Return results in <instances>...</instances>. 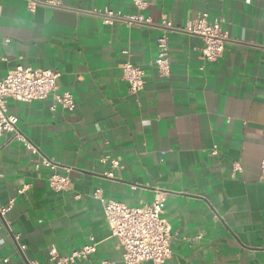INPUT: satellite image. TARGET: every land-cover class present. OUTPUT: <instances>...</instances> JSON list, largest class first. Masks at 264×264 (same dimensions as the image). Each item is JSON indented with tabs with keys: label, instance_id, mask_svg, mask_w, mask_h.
<instances>
[{
	"label": "crops",
	"instance_id": "obj_1",
	"mask_svg": "<svg viewBox=\"0 0 264 264\" xmlns=\"http://www.w3.org/2000/svg\"><path fill=\"white\" fill-rule=\"evenodd\" d=\"M31 1L34 11L0 0V80L19 66L53 71L75 109H52L51 96L7 101L36 152L0 137V207L13 200L0 218V264H44L91 239L96 253L79 264H123L103 203L137 208L157 195L173 235L165 264H264V0H150L143 27L103 23L105 10L133 14L131 0ZM202 14L224 21L222 57L203 62L199 38L170 33L171 73L159 77L160 19L182 28ZM126 62L144 72L135 96ZM43 159L70 169L68 191L50 189V171L35 168Z\"/></svg>",
	"mask_w": 264,
	"mask_h": 264
},
{
	"label": "built area",
	"instance_id": "obj_2",
	"mask_svg": "<svg viewBox=\"0 0 264 264\" xmlns=\"http://www.w3.org/2000/svg\"><path fill=\"white\" fill-rule=\"evenodd\" d=\"M28 3L30 11H34L37 3L31 0H21ZM135 12L122 14L110 10L103 13V23L108 25L112 21H120L129 26H150L151 18L145 14L150 0H131ZM208 14H202L184 27H175L171 21L162 17L158 23L162 34L156 39V57L153 66L159 77L169 78L171 73L169 34L180 33L197 37L202 46L199 49L200 59L203 62L213 63L220 59L225 46L229 42L228 33L223 28V19L214 18L208 21ZM8 39L5 43H9ZM126 53V52H124ZM123 81L127 84L131 95L139 94L146 84L144 72L130 62L121 66ZM59 75L50 70L33 69L30 67H16L0 80V137L9 134L11 140L22 143L28 151L36 152L35 147L29 143L17 128L18 119L8 112L7 101L13 100L19 103L32 101H44L50 96L54 102L52 109L56 107L64 111L72 112L75 109L74 98L71 93H59L57 80ZM211 155H217L213 149ZM104 159L103 161H105ZM112 169H119L118 160H111ZM45 167L50 171L47 179L48 186L55 193L66 192L69 189L70 169H63L64 173L57 172L58 165L51 160L43 159L36 165ZM233 172L239 171L238 164H233ZM260 170L264 179V158L260 162ZM106 177L112 178V173ZM19 193H23V190ZM163 202L161 195H157L152 203L137 208H129L122 203L107 201L103 203V213L111 235L116 237L122 249L123 264H138L150 262L151 264H165L171 254L170 244L173 239L169 224L163 218ZM13 206V200L8 205L0 207V218L5 224V215ZM17 240V237H15ZM97 243L91 239L90 243L82 248L72 251L67 256H61L56 252H49L44 264H79L88 261L96 253ZM22 264H38L35 261H27ZM108 264V263H103Z\"/></svg>",
	"mask_w": 264,
	"mask_h": 264
}]
</instances>
